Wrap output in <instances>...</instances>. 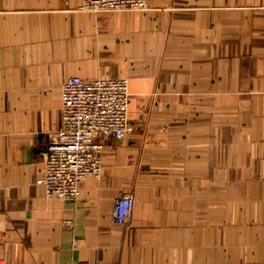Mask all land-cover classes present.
<instances>
[{
	"label": "crops",
	"instance_id": "0c3cea01",
	"mask_svg": "<svg viewBox=\"0 0 264 264\" xmlns=\"http://www.w3.org/2000/svg\"><path fill=\"white\" fill-rule=\"evenodd\" d=\"M0 0L6 264H264V0ZM126 76L128 124L74 199L37 179L71 75ZM135 202L127 223L114 197Z\"/></svg>",
	"mask_w": 264,
	"mask_h": 264
},
{
	"label": "built area",
	"instance_id": "2783aa9c",
	"mask_svg": "<svg viewBox=\"0 0 264 264\" xmlns=\"http://www.w3.org/2000/svg\"><path fill=\"white\" fill-rule=\"evenodd\" d=\"M83 10H144L148 0H80ZM129 81L126 76H67L60 85V123L43 151L37 179L46 196L74 199L80 181L99 177L106 137H123L128 124ZM135 197L125 190L114 197L112 219L129 221ZM0 264H6L0 257Z\"/></svg>",
	"mask_w": 264,
	"mask_h": 264
},
{
	"label": "rangeland",
	"instance_id": "374dc122",
	"mask_svg": "<svg viewBox=\"0 0 264 264\" xmlns=\"http://www.w3.org/2000/svg\"><path fill=\"white\" fill-rule=\"evenodd\" d=\"M122 10H125V9H122ZM129 10V9H128ZM140 11V10H139Z\"/></svg>",
	"mask_w": 264,
	"mask_h": 264
}]
</instances>
